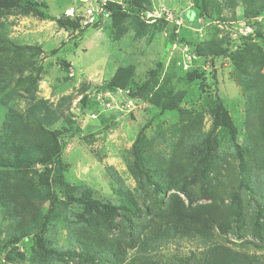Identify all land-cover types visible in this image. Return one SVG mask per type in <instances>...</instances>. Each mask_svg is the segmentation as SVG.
<instances>
[{"label": "rangeland", "instance_id": "1", "mask_svg": "<svg viewBox=\"0 0 264 264\" xmlns=\"http://www.w3.org/2000/svg\"><path fill=\"white\" fill-rule=\"evenodd\" d=\"M260 32L264 0H0V36L25 65L7 80L0 128L11 107H42L62 144L58 169H0V264H264ZM220 105L236 137L217 122ZM137 160L166 198L210 215L172 221L154 185L139 187ZM81 193L150 212L109 226Z\"/></svg>", "mask_w": 264, "mask_h": 264}, {"label": "trees", "instance_id": "2", "mask_svg": "<svg viewBox=\"0 0 264 264\" xmlns=\"http://www.w3.org/2000/svg\"><path fill=\"white\" fill-rule=\"evenodd\" d=\"M251 3L255 4V0H250ZM35 8V9H34ZM33 10H40L39 7H34ZM200 15L204 18L203 21H209L207 15V9L205 6L200 5ZM194 15V13H192ZM48 18V17H47ZM160 24V30H163L167 21L165 19L155 20ZM59 23L65 27L69 28L66 22L59 20ZM258 35L263 36L264 33L260 32ZM176 39L177 35H173ZM22 46L16 44L13 40L0 36V103L9 105L11 99H8V94H5V88L8 84V79L14 72H21L25 68L24 64L19 61L17 55L21 52ZM11 54L10 57L7 54ZM24 67V68H23ZM37 77L30 75L28 85L25 87L27 92L33 91L36 83ZM98 90V89H97ZM4 92V94L2 93ZM87 97V96H86ZM85 97V98H86ZM84 98V99H85ZM39 103H43L40 101ZM41 109H29L25 112L17 110L15 107H11L6 113L5 118L2 122L0 128V169H14L16 171H24L34 167L36 164H41L48 168L49 165L55 163L58 169L61 163V151L62 144L59 137L55 132L48 126L53 121H50L51 117L49 112H40ZM49 113V114H48ZM54 120V119H52ZM217 122L224 125L229 129L233 137H236L237 127L234 124L231 116L229 115L227 109L220 105L217 109L216 115ZM132 170L135 177L137 178V183L142 190L144 188V182L148 181L154 185L156 193L161 196V206L165 207L169 214L168 216L172 221H179L183 224L186 222L197 223L202 221L204 212L192 207V205L186 206L185 202L181 197H174L173 199L166 198V193L170 188H162L156 181H151L149 170L144 165L143 161L137 160L133 163ZM202 171L196 170L192 172L190 177L194 180L199 176L202 181H204L202 188L206 190V181L203 176H200ZM196 176V177H195ZM177 190L183 192L189 199L190 192L180 187L181 182L179 180L173 183ZM121 185V189H122ZM124 190H122L123 192ZM80 203L83 202L84 205L100 210L105 218V222L109 226H113L114 219L116 217H124L131 227H136L137 222L141 219L143 214H148L150 212L149 207L144 205L134 206L129 204H112L101 202L91 195L84 196L83 193L77 198ZM54 205V201L51 202V207ZM210 215V214H209ZM50 211L45 214V218L41 227L36 230L38 237L43 234L47 226V221L49 220ZM135 225V226H134ZM220 225V223H219ZM136 229V228H135ZM130 245L129 247L135 248L137 240L134 238L133 233H130ZM111 256L113 258L118 257V252L111 251Z\"/></svg>", "mask_w": 264, "mask_h": 264}]
</instances>
